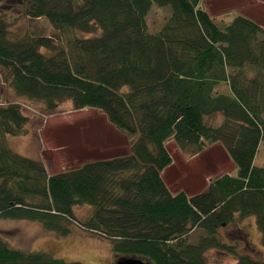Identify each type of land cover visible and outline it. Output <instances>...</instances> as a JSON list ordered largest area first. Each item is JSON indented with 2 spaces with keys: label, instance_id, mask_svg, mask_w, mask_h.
I'll use <instances>...</instances> for the list:
<instances>
[{
  "label": "trees",
  "instance_id": "1",
  "mask_svg": "<svg viewBox=\"0 0 264 264\" xmlns=\"http://www.w3.org/2000/svg\"><path fill=\"white\" fill-rule=\"evenodd\" d=\"M19 1L23 18L45 19L59 37L14 40L0 18V73L15 97L50 113L65 102L97 110L129 144L124 156L48 174L8 148L6 137L26 135L28 119L18 104L0 106V220L38 223L57 238L74 224L108 241L113 254L147 264H207L209 250L264 264L219 235L241 244L237 224L253 219L264 250V168L253 165L264 140V28L238 15L220 30L202 0ZM152 4L171 10L157 34L145 21ZM95 29L99 37H76ZM215 116L221 123L207 124ZM169 142L193 155L217 144L234 173L198 194H173L162 178L173 163ZM81 205L92 210L78 223L73 208ZM195 231L203 236L191 244ZM0 264L80 263L14 250L0 238Z\"/></svg>",
  "mask_w": 264,
  "mask_h": 264
},
{
  "label": "rangeland",
  "instance_id": "2",
  "mask_svg": "<svg viewBox=\"0 0 264 264\" xmlns=\"http://www.w3.org/2000/svg\"><path fill=\"white\" fill-rule=\"evenodd\" d=\"M19 7V0H0V18L7 22L11 39H19L26 33L58 39L59 36L45 19L23 18ZM201 7L213 18L214 24L220 30H224L238 15L264 28V5L259 0H202ZM170 14V7L152 4L145 20L149 33L157 34ZM100 34L101 32L95 29L90 35L78 33L76 37L90 39L99 37ZM126 90L123 89V92ZM218 92L225 93L226 88L222 86ZM8 104H18L28 119L25 126L26 135L6 137L8 148L19 156L40 162L48 174L76 169L88 162L124 156L122 152L128 148L127 138L116 131L101 112L91 109L74 111L70 102L59 105L52 113L47 112L40 103L15 97L6 73L2 72L0 106ZM221 121V117L215 116L208 119L207 124L216 126ZM166 147L173 163L163 172L162 178L173 194L177 192H183L187 196L198 194L217 177L234 173L232 163L217 144L205 146L196 155H193L192 148L179 151L173 142H169ZM253 165L264 168V140L259 145ZM91 210V207L86 205L75 206L73 215L78 223H83ZM237 226L244 235L241 244L234 242L235 239H240L237 235L228 236L224 230L219 231L221 242L236 246L238 254L250 252L254 258L262 260L264 250L254 220H246ZM70 230L68 237L57 238L52 233L45 232L38 223L0 220V238L14 250L46 253L54 259L80 264H118L124 259H140L113 254L108 241L85 235L77 225L73 224ZM200 236H203L202 232L195 231L189 236L188 242L195 244ZM205 259L207 264L236 262L234 257L218 250L207 251Z\"/></svg>",
  "mask_w": 264,
  "mask_h": 264
},
{
  "label": "water",
  "instance_id": "3",
  "mask_svg": "<svg viewBox=\"0 0 264 264\" xmlns=\"http://www.w3.org/2000/svg\"><path fill=\"white\" fill-rule=\"evenodd\" d=\"M118 264H147L144 261L140 259H124L122 261H119Z\"/></svg>",
  "mask_w": 264,
  "mask_h": 264
},
{
  "label": "crops",
  "instance_id": "4",
  "mask_svg": "<svg viewBox=\"0 0 264 264\" xmlns=\"http://www.w3.org/2000/svg\"><path fill=\"white\" fill-rule=\"evenodd\" d=\"M122 153H123V155H124V154H125V155L128 154V148H126L125 152L123 151ZM170 167H171V166H170ZM170 167H169V168H170Z\"/></svg>",
  "mask_w": 264,
  "mask_h": 264
}]
</instances>
